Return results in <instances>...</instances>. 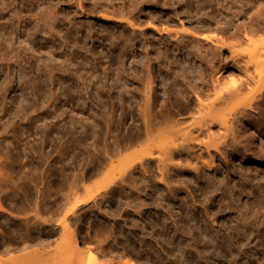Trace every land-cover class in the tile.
I'll use <instances>...</instances> for the list:
<instances>
[{
  "label": "bare ground",
  "instance_id": "6f19581e",
  "mask_svg": "<svg viewBox=\"0 0 264 264\" xmlns=\"http://www.w3.org/2000/svg\"><path fill=\"white\" fill-rule=\"evenodd\" d=\"M262 1L254 0L256 3ZM102 19L115 25L120 24L122 28L129 27V31L123 30L120 33V39L115 40L113 37L109 41V44L117 45L114 60L117 61V67L121 68L120 70L129 69L126 72L128 77L118 89H115L117 84L113 82L107 83V88H103V84L94 82V78L97 81L107 77L105 68L102 69L103 76L97 73V60L91 61L81 55L70 60L74 70L79 72V76L74 77L76 82L68 94V99L74 96L80 98L84 95L87 99L94 101L95 105L105 107L107 105L112 113L103 118V123L93 119L85 124L81 123V117L76 115L85 113L87 107L82 105L79 99L76 104L67 103L69 104L67 110L73 114L67 121L66 127L62 125L63 130L66 131L64 152L68 153L74 148V142L77 141L74 133L78 131V126L84 127L85 133L87 128L90 129L89 136L93 137L94 146L83 148L82 151H74L72 156L78 158V163L81 159L85 162L79 172L75 171L72 174L71 180L70 173L64 165L59 168L61 171L54 180L56 179L55 183L59 190L68 184L69 187L66 185V188H69L67 190L71 195V191H77L88 180L101 174L108 165L113 167L115 160L119 159L121 162L117 173L109 175L108 178L106 176L104 182H101L103 192H98L100 193L98 196L89 193L84 199H78L69 211L74 213L76 208L83 204L101 209L102 204L108 200L106 195L109 194L111 199L125 198V203L140 214L148 202L145 200L147 194L151 191L155 194L158 191L159 195L154 197L159 199V203L165 201L170 205V208L165 207L166 210L161 213L163 216L170 215L177 229L178 219L174 217L175 215L173 216L171 207L181 209V212L185 208L187 211L200 210L205 220L214 222L222 212V206L230 205V201L224 202V196H222L219 199V207L216 210L211 208L216 195L224 191L229 193V197H233L236 192L238 195L244 194L242 191L244 183L255 192V198L251 203L246 201L242 205L240 195L237 197L236 200H240V208H237L239 212L237 218H234L236 223L229 226L230 231L227 230L226 233L229 244H224L225 235L219 233L214 227L215 235L200 232L204 240L202 246L192 235L188 240L184 237L182 243L179 242L176 252L173 248L167 249L166 255H174L175 264H178L179 260L184 262L182 257H189L186 249L189 246L195 248L196 253L200 257H205L206 263H209V256L212 255L208 252V247L211 245L209 241L215 240L216 242L212 245L219 247L216 250L217 255L229 257V262L234 261L237 255L255 256L258 253L264 259V248L247 250L240 247L245 238H264V189L259 188L256 173L264 161L260 143L264 133V38L259 42H254L252 39L258 31L264 30V22L262 24L249 22L241 31H230L227 26L217 21L218 25L215 27L217 32L201 36L207 41V50L195 53H192L190 49L183 51L186 61H189L191 54L190 58L196 59L198 67L182 65L181 69H175L170 66L165 70L161 64L153 68V55L150 54L152 49L148 48L149 37L146 34L157 31L162 35L161 31H166L170 35L171 29L159 27L158 21L143 19L136 11L127 18L103 14ZM188 33L197 35V32L189 31ZM135 34L141 35L146 45L145 49H140L139 52L136 51V42L133 40ZM181 36H184V32ZM240 37L250 40L252 44V47L243 53L232 48L233 41ZM20 41L29 42L27 36ZM159 42L163 41L159 40ZM14 43H7L0 50V57L6 59L8 66H11V63L19 65L18 55L14 53L16 48ZM104 46L101 49H92L88 46L87 49L94 55L100 54L104 57L106 55ZM129 51H131V59L129 65L125 66L124 62ZM155 53L159 56L160 51L154 52V57ZM82 65L88 67L86 73L89 75V82L87 83L83 79L84 73L78 70ZM23 69L20 67L19 77L26 73ZM57 71L60 73L55 66L44 71L51 88L56 81L60 80L58 76L56 77ZM67 75L73 77L68 70ZM121 75V72H117L116 81ZM43 80L44 77L39 78V84ZM113 91L117 94L113 95ZM13 99V102L20 107L25 105L27 96L21 92L20 96H14ZM108 102H110L109 105ZM119 107L121 110L117 113L116 109ZM111 124L114 125V130ZM35 127L37 132L40 124H35ZM51 131L45 128L42 132L46 137ZM101 137H104L103 144L98 146ZM258 138L260 142L257 141ZM13 141L0 139V153L3 155L0 158V165L8 168L15 165L20 175L13 180L10 178V172L0 170V196L5 200L12 198L6 189L8 180H11L14 187L22 190L23 195L20 198L22 201H29L30 198L27 195L34 194V205L37 207H46L52 203L60 206L69 201L70 195L63 192L60 193V198L54 197L55 199L51 198L54 200L49 201L53 189L50 180L43 181L41 173L27 175L20 155L23 153L26 156L28 150L25 146L21 151L15 149L16 145ZM21 144L19 143V147ZM32 147L31 145L30 148ZM132 149L134 150L131 153L127 152ZM81 153L84 154L82 157H80ZM243 163H248V166L255 168L247 167L250 171L246 173L243 170ZM238 174L241 180L235 179V175ZM68 180L69 183H67ZM84 188L87 189L85 186ZM15 194L17 196V193ZM9 200H7L8 203L10 201L13 203V198ZM232 202L236 205L234 197ZM163 205L165 204H162V209ZM244 205L245 208H243ZM21 206L24 205L21 204ZM0 209L8 210L1 204ZM124 212H127V209ZM66 214L60 222L63 228V239L58 249L60 257L57 264H87L90 258H95L97 252H106L95 232L93 235L89 234L87 239L81 236L76 212L74 213L76 214L75 226L69 223ZM191 218L196 217L191 214ZM133 225L138 227L139 224L135 221ZM69 234L71 239H68ZM115 255L130 254L128 249H124L118 253L114 252L109 257L112 259ZM217 255L214 257L216 258ZM128 264H131V259ZM233 264L249 263L243 261L242 263L233 262ZM258 264L263 262L260 261Z\"/></svg>",
  "mask_w": 264,
  "mask_h": 264
},
{
  "label": "rangeland",
  "instance_id": "374dc122",
  "mask_svg": "<svg viewBox=\"0 0 264 264\" xmlns=\"http://www.w3.org/2000/svg\"><path fill=\"white\" fill-rule=\"evenodd\" d=\"M130 10L131 13L136 11L145 20L158 21L159 27L171 29L170 35L166 31H161L162 35L157 31L146 34L149 37L148 48L152 49L150 54L153 55V68L161 64L165 70L170 66L175 69H181L182 65L198 67L196 59L190 58L191 54L189 61H186L187 58L183 51L190 49L192 53H195L207 50V41L201 36L217 32L215 27L218 22L227 26L230 31H241L249 22L253 24L264 22L262 21L264 0L261 3H256L254 0H0V50L7 43L15 42L14 53L18 55L17 63L19 64L17 66L11 63V66H8L6 59L0 57V139L15 140L13 141L16 145L15 149L20 151L22 147H26L27 155L24 156L23 153L20 155L24 169L27 175L41 173L43 181L50 180L53 189L49 199L60 198L61 192L70 195L69 188H66L68 184L59 190L54 177L57 178L56 175L61 171L59 168L64 165L70 173L71 180L72 174L75 171L79 172L85 162L81 159L78 163V158L72 156L74 151H82L83 148L94 146L93 137L89 136L90 129L87 128V133H85V128L78 126V131L74 133L77 137L74 148L68 153L64 152L66 131L63 130L62 125L66 127L67 121L73 114L67 110V105H69L67 103L76 104L79 99L82 105L87 107L85 113L76 115V117H81V123L85 124L93 119L103 123V118L110 116L111 112L107 105L106 107L95 105L94 101L87 99L84 95L80 98L74 96L68 99L70 90L74 88L75 78L79 76V72L74 70L70 60L76 58L77 55L86 56L91 61L97 60V73L103 76L102 69L105 68L107 77H102L97 81L94 78L95 84L101 83L103 88H107V83L113 82L117 84L115 89H118L120 84L127 79L126 72L129 69L125 71L117 67V61L114 60L117 45L109 44V41L113 37L115 40L120 39V33L123 30L124 32L129 31V27L122 28L120 24L115 25L105 21L102 15L113 14L116 17L127 18L131 14ZM189 31L197 32V35L189 34ZM183 32L184 36H181ZM26 36L28 43L20 41ZM142 38L139 34L133 35L137 52L146 47ZM263 38L264 30L258 31L252 37L254 42H259ZM103 45H105L106 54L104 57L100 54L94 55L87 49L88 46L92 49H101ZM251 47L250 40L243 37L235 39L232 44V48L240 53ZM156 51L160 53L159 56L155 53L154 57ZM130 55L131 51L125 59V66L129 65ZM54 66L60 73L66 75L63 76L57 71L56 77L58 76L60 80L56 81L54 87L51 88L44 71ZM20 67L26 71L21 77H19ZM87 68L83 65L78 68L82 74L84 73L83 79L86 83L89 82ZM67 70L72 73L73 77L67 75ZM117 72L122 73L118 81H116ZM42 77L44 80L39 84V78ZM21 92L27 96V99L25 105L19 107L13 102V98L20 96ZM112 94L116 95L117 92L113 91ZM107 104L109 105L110 102ZM120 110L119 107L116 112L119 113ZM35 124H40L37 132H35ZM111 127L114 130V125L111 124ZM45 128L52 130L46 137L42 132ZM103 140L104 137L99 139L98 146L103 144ZM257 141L260 142V138ZM19 143H22L21 147ZM260 143L264 153V133ZM133 150L127 152L131 153ZM45 154L47 156H44ZM83 155L81 153L80 157ZM2 157L0 153V158ZM120 162L119 159L115 160L113 167L108 165L101 174L88 180L84 185L87 189L83 185L75 192L70 189L69 201L67 200L60 206L55 203L48 204L50 205L46 206L48 208L34 205L33 193L27 195L30 198L29 201H22L20 199L23 195L22 190L14 187L11 180H8L6 189L10 192L13 203L10 201L12 198L5 200L0 196V204L8 209L7 211L0 209V264H57L60 257L58 249L63 239V228L60 222L66 213L67 220L73 226L76 224L74 217L78 214L77 224H80L81 236L87 239L89 234L93 235L95 232L106 249L104 253L97 252L95 258H90L87 264H128L130 259L131 264L135 262L137 264H175L174 255L167 256L166 250L173 248L176 252L179 242L184 237L188 240L194 235L202 246L204 240L200 232L215 235V227L219 233L225 235L224 244H229L226 233L229 226L236 223L234 218H237L240 203L242 205L246 201L251 203L255 198V192L244 183L242 185L244 194H239V196L236 192L233 196L238 207L232 204L233 197H229L228 192L218 193L211 208L216 210L219 207V199L222 196H224V202L230 201V205L222 206V212L220 211L221 213L214 222L205 220L200 210L187 211L185 208L181 212V209L171 207L173 216L175 215L174 217L178 219L177 229L170 215H162L166 210L165 207L170 208V205L165 201L159 203V199L154 197V195H159L158 191L155 194L152 191L147 194L145 200L148 202L140 214L125 203V198H119L120 203L116 199H111L109 194L106 195L107 201L103 199L105 203L102 204L101 209L83 204L76 208V214L71 213L69 209L78 199H84L89 193L98 196L103 192L101 182H104L106 176L108 178L109 175L117 173ZM248 165V163H243V170L246 173L250 171L248 168H255ZM258 169L257 181L259 188L263 190L264 161ZM0 170L10 172V178L13 180L20 175L15 165L11 168L0 165ZM235 179L241 180L239 174L235 175ZM41 185L44 184L41 183ZM238 196L241 202L236 200ZM7 200L10 202L8 203ZM162 204H165L163 209ZM125 209L127 212H124ZM191 214L196 218H191ZM135 221L139 224L138 227H134ZM68 236V239H71L70 234ZM258 238H245L240 247L247 250H262L264 238ZM215 242V240L209 241L211 245L208 247V252L212 254L209 256V263H206L205 257H200L196 253L195 248L187 246L189 257H182L184 262L179 260L178 264H233V262L242 263L243 261L249 264H258L262 261L264 264V259L259 253L255 256L237 255L234 261L229 262V257L222 254L217 255L216 250L219 247L212 245ZM124 249H128L130 255H115L112 259L109 257L114 252L118 253ZM201 253L204 254L202 251Z\"/></svg>",
  "mask_w": 264,
  "mask_h": 264
}]
</instances>
